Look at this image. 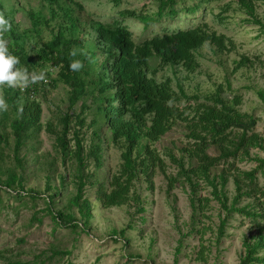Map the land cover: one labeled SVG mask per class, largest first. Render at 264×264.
I'll use <instances>...</instances> for the list:
<instances>
[{
    "label": "trees",
    "instance_id": "obj_1",
    "mask_svg": "<svg viewBox=\"0 0 264 264\" xmlns=\"http://www.w3.org/2000/svg\"><path fill=\"white\" fill-rule=\"evenodd\" d=\"M210 1L198 0L179 8L177 5L183 0H156L153 11L123 8L118 10L119 18L105 22L90 15L83 17L80 0H41L36 10L27 12L30 27L21 30L14 18L18 4L15 3L16 8L14 4L5 6L4 0H0V14L12 25L4 34L9 49L20 57L21 66L30 73L46 74V79L27 87H1L9 108L2 112L0 124H6L9 131L4 128L0 132V161H5V150L10 147L14 165L5 166L3 172L0 165V190L19 199H42V210L54 226L79 233L87 230L92 216L91 202L85 195L87 186L94 188L95 200L102 207L126 205L129 215L134 217L145 211L139 184L144 181L146 188L152 190L153 177L160 173L169 189L179 184L189 186L191 230L202 233L200 225H194L204 214L203 208L209 200L197 193L202 183L210 187L211 198L220 206L216 241L224 235L232 212L247 216L255 233L243 237L238 264H264V254H259L264 250V199H261L264 188L256 181V172L264 168V156L251 153L252 148L264 151V137L254 130L258 119L238 108L242 96L231 87L230 76L210 92L189 93L176 75L179 66L189 74L198 70V53L205 44L220 54L231 51L234 41L217 33L205 19L139 40L134 39L124 22L135 19L147 28L163 18H175L183 11L195 14ZM256 1L237 0V6L247 15L246 20L264 29V22L256 16ZM119 2L114 0L115 4ZM199 12L203 16L204 11ZM213 16L223 18L220 13ZM44 30L49 37H43ZM73 49L77 50L75 57L70 55ZM74 59L84 62L81 70L72 71L69 67ZM152 60L156 64H151ZM258 62L264 64L259 57L253 60L241 54L234 59L230 74L240 68L257 66ZM166 67L173 69L176 88L170 76L156 77ZM59 83L67 87L68 110L60 114L56 127L51 122L45 123L53 136L56 157L55 171L45 175L46 187L41 192L25 188L23 161L27 153L22 152L42 128L41 105L34 96L41 87L54 88ZM225 91L231 92V98L223 96ZM257 94L264 100V87ZM78 101L76 111L73 107ZM178 122L184 127L187 141L177 154L166 149L164 154L176 169L174 174L166 173L164 155L155 143ZM210 146L218 154H210ZM112 150L119 154L114 169L104 164ZM243 160L253 161L255 166L249 170L238 168L236 162ZM58 164L62 171H57ZM219 165H223L221 169L212 172ZM55 174L57 184L53 183ZM230 178L234 194L228 202L226 185ZM70 184L72 190L66 202L58 206ZM243 197L252 200L238 205ZM31 218L41 223L36 213ZM131 227L128 223L124 228L112 229L110 234L112 240H122L121 254L127 262L140 258L127 248L129 238L125 233ZM69 253L70 250H53L50 257ZM0 258L3 259L0 264H44L40 255L34 260H21L7 257L0 250Z\"/></svg>",
    "mask_w": 264,
    "mask_h": 264
},
{
    "label": "rangeland",
    "instance_id": "obj_2",
    "mask_svg": "<svg viewBox=\"0 0 264 264\" xmlns=\"http://www.w3.org/2000/svg\"><path fill=\"white\" fill-rule=\"evenodd\" d=\"M80 1L84 7L81 10L83 17L90 15L105 22L119 18L118 10L123 8L142 11L156 9V0H120L118 4H115L114 0ZM197 1L183 0L177 7L181 8ZM15 3L18 4V8L14 12V18L20 24L21 30L29 28L30 19L27 12L36 10L41 5V0H4L5 6L14 4L16 8ZM200 10L204 11L203 16ZM199 11L195 14L183 11L175 18H163L161 22L147 28L135 19H125L124 22L128 24L135 40L169 29L185 28L201 19H205L217 33H223L231 38L234 41V48L231 51L215 53L208 44H205L198 53L200 62L198 70L189 74L179 66L176 75L189 93L210 92L217 83H223L225 77L230 76L231 87L242 96L238 108L257 117L254 130L264 137V100L257 94L258 89L264 87L262 77L264 64L258 62L257 66L240 68L230 74L235 65L234 59H238L241 54H246L253 60L259 57L264 61V29L246 20L247 15L238 8L237 0H211L201 6ZM213 13H220L223 18L220 20L214 17ZM256 16L264 22V3L260 0L256 1ZM42 34L45 38L49 37L46 30ZM151 64H156V60H152ZM172 71L171 67H166L158 72L156 77L161 79L170 76L172 85L176 88V78L173 77ZM67 94V87L59 83L54 88L41 87L36 97L34 96L41 105L42 128L27 142L22 152L27 153L23 161L25 188L44 191L45 175L53 174L55 171L53 162L56 153L53 149V136L46 129L45 123L51 122L55 127L58 125L60 114L68 110ZM231 95L229 91L223 93L226 98H231ZM79 105L80 101L73 109L78 111ZM1 116L2 112L0 118ZM4 128L9 131L6 124H0V132H4ZM184 134V127L178 122L155 143L164 155L166 173L174 174L176 169L164 153L169 148L177 154L178 148L187 141ZM208 151L210 154H218L214 146H210ZM251 153L264 156V151L259 148H252ZM118 156V151L112 150L104 164L114 169L119 161ZM4 157L5 161H0L2 172L5 166L14 165L10 147L5 150ZM236 165L242 170H249L255 166V162L243 160L236 162ZM222 166L213 167L212 172H218ZM58 170L62 171L59 164ZM256 176L258 185L264 188V168L257 171ZM53 178V183L57 184L56 174ZM139 189L145 198V211L133 217L129 215V208L126 205L102 207L95 200L94 188L87 186L85 195L91 202L92 216L87 230L79 233L54 226L51 218L42 210L44 205L42 199L31 200L29 197L19 199L0 190V250L7 257L21 260H34L40 255V259H44V264H238L243 251L242 239L255 233V227L250 224L247 216L232 212L227 219L224 235L216 241L215 229L221 211L218 202L211 198L209 186L201 183L197 191L199 196L209 199L203 208L204 216L200 215V219L194 222V225H200L198 227L202 229V233L191 230L188 185L179 184L169 189L164 175L157 173L153 177L152 190L146 188L144 181L139 184ZM71 190L70 184L58 200V206H63ZM226 192L229 202L234 194L231 178L226 185ZM261 199H264V196ZM251 200V197H243L238 205ZM33 213L41 218V223L31 218ZM128 223L132 224L125 233L129 238L128 251L140 256L131 262H127L121 254L122 240L115 241L110 237L112 229L124 228ZM53 250H70L71 253L50 257ZM259 254L263 255L264 250L259 251Z\"/></svg>",
    "mask_w": 264,
    "mask_h": 264
},
{
    "label": "clouds",
    "instance_id": "obj_3",
    "mask_svg": "<svg viewBox=\"0 0 264 264\" xmlns=\"http://www.w3.org/2000/svg\"><path fill=\"white\" fill-rule=\"evenodd\" d=\"M10 20L3 14H0V87L16 88L19 86L27 87L38 81L46 79L44 72H29L26 67L21 66L20 57L14 54L8 47V41L4 34L11 29ZM71 56L77 55V50L73 49ZM69 67L72 71H79L84 67V62L80 59H74ZM8 102L5 97L0 96V112L8 110Z\"/></svg>",
    "mask_w": 264,
    "mask_h": 264
}]
</instances>
